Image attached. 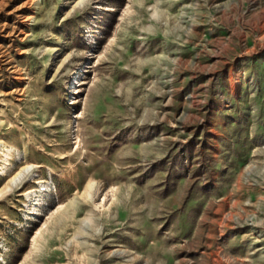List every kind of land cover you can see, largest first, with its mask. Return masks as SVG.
I'll list each match as a JSON object with an SVG mask.
<instances>
[{"label":"rangeland","instance_id":"374dc122","mask_svg":"<svg viewBox=\"0 0 264 264\" xmlns=\"http://www.w3.org/2000/svg\"><path fill=\"white\" fill-rule=\"evenodd\" d=\"M0 264H264V0H0Z\"/></svg>","mask_w":264,"mask_h":264},{"label":"bare ground","instance_id":"6f19581e","mask_svg":"<svg viewBox=\"0 0 264 264\" xmlns=\"http://www.w3.org/2000/svg\"><path fill=\"white\" fill-rule=\"evenodd\" d=\"M13 182V181H12Z\"/></svg>","mask_w":264,"mask_h":264}]
</instances>
